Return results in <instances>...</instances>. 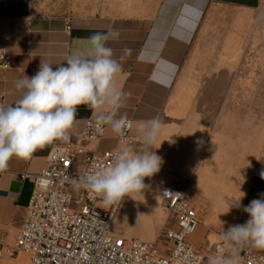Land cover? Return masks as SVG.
I'll return each mask as SVG.
<instances>
[{
    "label": "crops",
    "instance_id": "crops-1",
    "mask_svg": "<svg viewBox=\"0 0 264 264\" xmlns=\"http://www.w3.org/2000/svg\"><path fill=\"white\" fill-rule=\"evenodd\" d=\"M112 29L120 36L107 46L116 58L125 56L116 84L127 94L120 112L132 121V141L121 145L109 126L84 146L139 148L138 127L158 117L162 128L152 151L162 163L145 178L142 197L151 190L159 202L161 188L186 182L202 215L197 245L227 248L220 233L244 224L250 218L244 206L264 198V0H0V38L8 37L11 59L0 69V105L15 103V82L35 75L41 61L55 67L86 54L88 37ZM92 115L81 106L68 141L56 140L30 160L13 157L0 171V246L14 248L26 217L33 183L22 174L39 172L47 153L72 142ZM74 163L79 172L82 157ZM241 192L238 207L221 205ZM27 263L21 252L0 259Z\"/></svg>",
    "mask_w": 264,
    "mask_h": 264
},
{
    "label": "clouds",
    "instance_id": "clouds-1",
    "mask_svg": "<svg viewBox=\"0 0 264 264\" xmlns=\"http://www.w3.org/2000/svg\"><path fill=\"white\" fill-rule=\"evenodd\" d=\"M119 36L117 29L96 32L87 38L90 48L86 54L69 55L55 67L41 61L35 75H24L15 82L19 98L12 105H0V171L8 168L13 157L30 160L38 149L56 140L68 141L81 106L92 110L98 127L110 126L118 137H126L130 122L120 109L127 94L116 84V77L123 74L125 56L116 58L107 46ZM161 128L158 117L141 124L137 129L142 141L139 148L117 150L110 164L93 168L72 183L95 193L106 205L121 202L132 192L142 193L147 187L145 178L160 171L162 159L152 145ZM260 177L264 179V170ZM243 196L234 202L222 198L220 203L227 204L229 211L239 206ZM243 210L250 218L220 233L229 254L212 255L208 264H241V250L249 246L264 250V198L253 199Z\"/></svg>",
    "mask_w": 264,
    "mask_h": 264
},
{
    "label": "built area",
    "instance_id": "built-area-1",
    "mask_svg": "<svg viewBox=\"0 0 264 264\" xmlns=\"http://www.w3.org/2000/svg\"><path fill=\"white\" fill-rule=\"evenodd\" d=\"M9 39L0 38V69L11 66ZM122 144L132 141V121ZM107 125L99 126L92 115L74 140L53 147L46 165L37 173L22 174L33 183L26 217L13 249L0 246V259L24 253L27 264H208L212 255H228V248L216 243L211 248L198 246L189 238L201 223L199 205L188 195L186 182L177 181L161 188L159 209L168 214L161 240H142L118 236L111 226L121 202L106 205L95 193L73 184L93 168H103L119 149L96 152L84 142L98 140ZM82 157L79 172L74 162ZM241 264H264V254L245 248Z\"/></svg>",
    "mask_w": 264,
    "mask_h": 264
},
{
    "label": "rangeland",
    "instance_id": "rangeland-1",
    "mask_svg": "<svg viewBox=\"0 0 264 264\" xmlns=\"http://www.w3.org/2000/svg\"><path fill=\"white\" fill-rule=\"evenodd\" d=\"M148 196L139 192L125 196L111 226V233L118 236H135L142 240H161L169 224H165L168 214L159 209L157 192L148 190ZM202 228H197L189 240L196 244Z\"/></svg>",
    "mask_w": 264,
    "mask_h": 264
},
{
    "label": "bare ground",
    "instance_id": "bare-ground-1",
    "mask_svg": "<svg viewBox=\"0 0 264 264\" xmlns=\"http://www.w3.org/2000/svg\"><path fill=\"white\" fill-rule=\"evenodd\" d=\"M158 204H159V202H158Z\"/></svg>",
    "mask_w": 264,
    "mask_h": 264
}]
</instances>
